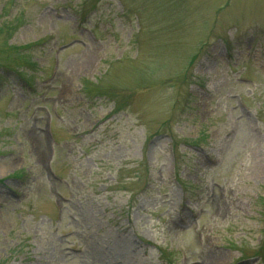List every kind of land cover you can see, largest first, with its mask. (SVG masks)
Instances as JSON below:
<instances>
[{
  "label": "rangeland",
  "instance_id": "1",
  "mask_svg": "<svg viewBox=\"0 0 264 264\" xmlns=\"http://www.w3.org/2000/svg\"><path fill=\"white\" fill-rule=\"evenodd\" d=\"M0 264H264V0H0Z\"/></svg>",
  "mask_w": 264,
  "mask_h": 264
}]
</instances>
